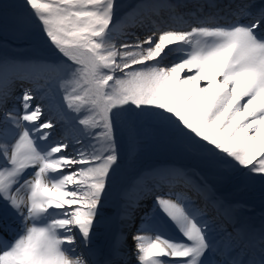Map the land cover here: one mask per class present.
<instances>
[{
  "label": "snow or ice",
  "instance_id": "snow-or-ice-1",
  "mask_svg": "<svg viewBox=\"0 0 264 264\" xmlns=\"http://www.w3.org/2000/svg\"><path fill=\"white\" fill-rule=\"evenodd\" d=\"M115 9V0L0 3V17L15 10L14 30H38L64 65V107L42 119L36 90L23 86L41 66L0 58V264H129L120 235L106 253L93 240L110 223L105 206L146 127L223 181L264 193V0L134 41L116 40ZM15 80L22 91L9 107ZM61 121L64 134L52 139ZM147 195L151 213L132 234L135 264H264V225L239 238L235 226L217 233L207 203L159 184ZM141 198L120 218H131Z\"/></svg>",
  "mask_w": 264,
  "mask_h": 264
},
{
  "label": "rangeland",
  "instance_id": "rangeland-1",
  "mask_svg": "<svg viewBox=\"0 0 264 264\" xmlns=\"http://www.w3.org/2000/svg\"><path fill=\"white\" fill-rule=\"evenodd\" d=\"M141 1L143 0H115L116 16L114 18V23L118 24L121 22V20L123 21V18L127 17V12H129L136 4L140 3ZM0 3L13 4L19 3V0H0ZM14 29L15 10H10L6 18L0 17V58H7L11 61L14 56H17L29 60H37L40 61V65L46 64L44 65L45 67L54 70L53 74L46 75V78L35 87L36 95L43 100L42 108L45 110L44 115L42 116L43 119L46 117V112H48L46 106H50L48 109H51L52 114L58 111L57 108L51 106V101L55 103L54 106L56 107H64L62 102L63 89L60 87V85L63 83L60 77L64 75V65L60 62L57 54L46 43H44L42 39L39 38L38 30L34 28L28 33H18ZM151 33L152 32H148L146 35H151ZM40 78L43 79V77ZM49 87L58 89V91L55 93V97L53 98L48 97V95H44V91ZM12 103V100H8V106ZM0 113H2V111H0ZM64 126L65 123L58 125V127L66 129ZM148 133L149 138L156 136L158 140H160V145H149L151 142H147V140L144 139L146 135H144L139 144L136 146L135 150L131 154H125L124 164L121 170L120 183L118 187L113 190L109 202L105 206V215L110 217L111 220L108 226L102 227L101 231L94 237V249H99L106 253L114 235H120L121 240L122 233L125 228V220H127V218L121 219L119 214L123 213L126 203L136 199L134 195L135 193L133 192V185L136 182H133L136 180V177L146 175L148 169L155 164H175L180 169H183L184 172L190 174L189 176L182 178H193L197 185H200L205 189V191H210L212 194H214L216 200L218 201H224L228 199L239 201L238 205L233 207L236 211V214L240 213L242 210L252 213L256 207L258 208L260 204L264 203V198H261L260 200L255 198L259 195L258 190L261 189L259 184L251 188H238L231 183L223 181L218 174L210 171L198 159L194 158L191 160V156L189 155L183 156L179 153L172 154L166 150H162L161 147H174L170 146V143L166 137L154 132L150 127L145 128V134ZM54 136L52 139H54ZM118 141L122 149L126 148V140L119 134ZM161 142L165 144H161ZM136 185L141 186V184L138 182ZM177 185L178 186H174L175 192H181L182 190V192L191 196V192L186 185L183 183H179ZM136 189L138 188L136 187ZM125 193H127V200L125 199ZM191 197L192 199H196L194 196ZM145 203L146 205L144 209L141 210L140 214H137L135 217L131 216V218H129L130 221L129 227H127L126 230L127 233L123 234L125 239L129 240V243L132 241V234L136 232L137 228L141 227V219L144 217V214L151 213L153 197H148L145 200ZM209 212L211 215L210 208H208V213ZM133 224H136V226ZM223 227L224 229L226 228V226ZM171 234L178 237V234L175 233L174 229L171 230ZM219 243H221V241H219ZM132 249H134V247ZM128 261L129 264L132 263L131 259Z\"/></svg>",
  "mask_w": 264,
  "mask_h": 264
},
{
  "label": "bare ground",
  "instance_id": "bare-ground-1",
  "mask_svg": "<svg viewBox=\"0 0 264 264\" xmlns=\"http://www.w3.org/2000/svg\"><path fill=\"white\" fill-rule=\"evenodd\" d=\"M239 2L240 0H143L140 3L136 4L129 12H127V17H124V20H121V22L117 24L118 27L116 33V40L120 41L129 39V37H131V39L134 41L135 37L143 38L147 36L146 34L148 32H152L157 29H162L164 27L169 26L176 28H186L195 20H206L209 17L213 19H218L221 17L228 18V6H234ZM11 61L23 65L41 64L40 61L29 60L17 56H14ZM44 65H40V68L33 71L28 77L23 80L24 87H32L35 90V87L46 78V75L54 73V70H51L50 68H47ZM40 77H43V79H41ZM8 89L11 93L9 100L13 101V103L9 105V107H11L14 103H16L14 97L21 94V81L15 80L14 82H11L8 85ZM57 91V88L53 89L52 87H49L44 91V95H48V97L53 98L55 97V93ZM34 101V103H40L41 105L43 102L40 97L39 99ZM51 103V106L57 108L58 110L61 109L60 107L54 106L55 103L53 101H51ZM46 107L47 109L50 108V106ZM50 114H52V111L46 112V117ZM0 115H2V113H0ZM59 124H64V122L57 123L55 128L56 134L54 136V139L60 138L66 130L58 127ZM64 127L67 128V125H65ZM161 171H170L174 172L175 174L169 175L163 181L160 180L159 177L147 175L153 172ZM189 175L190 174H187L183 171V169H180L175 164L159 163L150 167L146 172V175H144L145 178L142 181H137L141 184V186L136 185L137 182L133 185V192L135 193V198H137L138 196L143 198L140 199L139 206L132 210V216H137V214H140L141 210L144 209L146 205L145 200L151 196H145L147 190L154 189L155 186L159 184L160 190L167 192L169 190V187H171L172 192L187 196L197 207L202 208L205 206V203H207L208 208L211 209V215L209 212V216H214L216 218L215 227L217 233H220L222 230H227V232H233L234 226L237 228V232H234L233 235L237 238H239V236L242 234V231L254 230L257 233L259 232L264 221V203L260 204L258 208L256 207L252 213H248L247 211L242 210L243 212L241 211L240 213L236 214V211L233 207L238 205L239 201L216 200L214 194H212L210 191H205L204 188H202L200 185H197L193 178H182L185 176L187 177ZM179 183H183L184 185H186L191 192V196L196 197V199H192L191 196L185 194L184 192H182V190L181 192H175L174 186H178L177 184ZM136 187L138 189H136ZM258 193L259 195L255 198H257L258 200L264 198V193L261 192V189L258 190ZM214 202H218L221 205L219 215H217V212L215 210ZM129 221V218L125 220V228L121 238V252L125 254V259H131V264H135L134 249H132L134 247L133 241L129 243V240L125 239V237L123 236V234L127 233L126 230L127 227H129ZM134 226H136V224ZM223 226H226V228L224 229ZM101 229L102 227L97 230L96 234H98ZM224 239L220 240L221 247H224L225 245L230 243L226 236L224 237ZM237 252L238 250H233V256L237 255Z\"/></svg>",
  "mask_w": 264,
  "mask_h": 264
},
{
  "label": "trees",
  "instance_id": "trees-1",
  "mask_svg": "<svg viewBox=\"0 0 264 264\" xmlns=\"http://www.w3.org/2000/svg\"><path fill=\"white\" fill-rule=\"evenodd\" d=\"M13 4H15V3H13ZM145 135H146V137H144V139H146L147 142L150 141L151 143H149V144H151V146H155V145H158L160 143V140H158V138L156 136L155 137H152V138H149V133L148 134H145ZM161 144H164V143L161 142ZM161 149L162 150L169 151V152H173V151L174 152H177V151H180V150H178L176 148H171V147H161Z\"/></svg>",
  "mask_w": 264,
  "mask_h": 264
}]
</instances>
